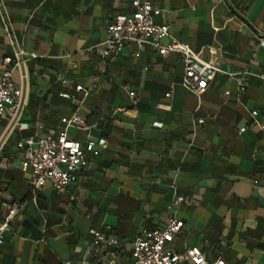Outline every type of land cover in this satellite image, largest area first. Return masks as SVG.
Instances as JSON below:
<instances>
[{
	"label": "crops",
	"instance_id": "obj_1",
	"mask_svg": "<svg viewBox=\"0 0 264 264\" xmlns=\"http://www.w3.org/2000/svg\"><path fill=\"white\" fill-rule=\"evenodd\" d=\"M144 1L160 10L156 23L219 69L200 95L181 86L176 54L128 47L103 61L105 24L132 13L130 0H0V58L38 55L13 74L17 85L27 75L26 108L0 150V223L11 204L23 206L0 264H100L110 255L93 230L116 234L118 262L129 264L134 239L163 228L175 198L184 202L172 252L198 247L209 263L264 264V129L255 124L264 123V0ZM76 85L90 89L80 107L59 96L80 99ZM74 113L87 129L68 137L88 164L66 193L47 184L34 203L16 145L55 136Z\"/></svg>",
	"mask_w": 264,
	"mask_h": 264
},
{
	"label": "built area",
	"instance_id": "obj_2",
	"mask_svg": "<svg viewBox=\"0 0 264 264\" xmlns=\"http://www.w3.org/2000/svg\"><path fill=\"white\" fill-rule=\"evenodd\" d=\"M132 13H119L105 24L106 37L103 42L102 59H112L128 47L142 49L149 48L160 57L176 54L179 56L183 75L181 86L194 95L203 93L219 69L213 61H203L188 45L172 37L169 27L158 24L155 18L160 10L144 0H130ZM38 58L36 53H25L16 50L12 56L0 58V120H6L4 134L0 136V150L5 138L13 135L22 126V116L26 108L23 81L27 75L22 73L20 84L13 80L16 69L24 68L30 60ZM75 67V64L72 65ZM98 77H95V81ZM242 90L244 84L239 83ZM74 91L81 95L77 99L70 93H61L59 96L69 100L76 107H80L88 96L90 89L76 85ZM135 104L134 92L128 93ZM168 97L169 94H166ZM255 117L256 112H251ZM62 129L55 136L42 138H28L20 140L17 148L22 151L21 169L29 174L28 198L36 201L39 192L48 184L57 194H64L77 183L79 173L88 164L85 152L78 141L68 137L69 128L87 129L85 121L75 113L68 118L61 119ZM204 123V119H197L195 126ZM264 129V123H257ZM241 129L240 131H243ZM104 145V141H100ZM177 170H174L176 173ZM184 202L175 198L168 207L171 210L166 225L150 231H142L131 244L129 264H225L223 260L209 263L204 252L198 247H189L183 253L172 252L170 244L182 229L181 221L176 217L177 207ZM22 204L13 203L9 206L7 215L0 223V246L3 245L5 233L11 231V223L20 212ZM98 250L109 253L110 259L100 264H120L118 254L122 249L119 237L113 232L107 235L99 231L90 232Z\"/></svg>",
	"mask_w": 264,
	"mask_h": 264
}]
</instances>
